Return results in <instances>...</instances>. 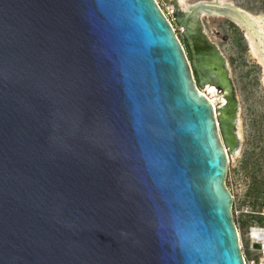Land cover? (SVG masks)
I'll return each instance as SVG.
<instances>
[{
  "label": "water",
  "instance_id": "obj_1",
  "mask_svg": "<svg viewBox=\"0 0 264 264\" xmlns=\"http://www.w3.org/2000/svg\"><path fill=\"white\" fill-rule=\"evenodd\" d=\"M172 4L181 40L156 0H0V264H245L238 102L202 18L250 22Z\"/></svg>",
  "mask_w": 264,
  "mask_h": 264
},
{
  "label": "rangeland",
  "instance_id": "obj_2",
  "mask_svg": "<svg viewBox=\"0 0 264 264\" xmlns=\"http://www.w3.org/2000/svg\"><path fill=\"white\" fill-rule=\"evenodd\" d=\"M181 40V29L174 20L177 9L172 0H156ZM201 0H185L192 5ZM211 1V0H207ZM253 16L264 25V0H224ZM205 34L223 53L238 105L241 106L238 155L228 154L225 184L232 195V217L238 232L245 264L260 261L257 250L250 248L246 233L249 227H264V87L262 68L249 53L245 35L232 21L215 16L202 20ZM262 213V216L261 214Z\"/></svg>",
  "mask_w": 264,
  "mask_h": 264
},
{
  "label": "bare ground",
  "instance_id": "obj_3",
  "mask_svg": "<svg viewBox=\"0 0 264 264\" xmlns=\"http://www.w3.org/2000/svg\"><path fill=\"white\" fill-rule=\"evenodd\" d=\"M169 1L170 0H168V2ZM214 1H216L220 4L229 3V2H225L224 0H214ZM178 4L182 10H185L186 8H188L190 6V5H185V0H178ZM230 4H232V3H230ZM239 10L248 19V21L250 22V25L247 23H241V24L236 23V22H233V23L237 24V26H239V27H242L244 30L245 41L247 42L249 53L252 55V57L256 60V62L262 68L261 81H262V85L264 87V72H263V69H264V25H263L261 17H259V16L255 17V16L249 14L248 12H246L240 8H239ZM205 17H206V15L203 18H205ZM253 28H254V30H253ZM200 91L211 102V104L213 105L214 111H216V108L218 107V105L225 103L224 99H220V102L217 101V99L219 97L216 96V90L213 86H204L203 88L200 89ZM240 114H241V106L238 105L236 133H237V136L239 138V142L241 139L240 117H239ZM238 148L235 150V152H233L232 158H234L235 156L238 155ZM225 151L227 154V160H229V156H228L226 148H225ZM248 231H247V238L248 239H250L253 242L257 241V240H261V237H259L257 235V234H259V232L257 233V231L255 229H251L250 234H248ZM261 234H264V233H261Z\"/></svg>",
  "mask_w": 264,
  "mask_h": 264
},
{
  "label": "built area",
  "instance_id": "obj_4",
  "mask_svg": "<svg viewBox=\"0 0 264 264\" xmlns=\"http://www.w3.org/2000/svg\"><path fill=\"white\" fill-rule=\"evenodd\" d=\"M261 214V216H262V213H260ZM251 229H255L256 231H257V233L259 232V234H257L259 237H261V240H257V241H251L250 239H248L249 241H250V243H251V245H250V248H252V249H255V250H257L258 251V253H259V258H260V261H257V263H254L253 262V264H264V234H261V233H264V227H260V226H258V227H249L248 228V234H250L251 232H250V230ZM246 236H247V233H246Z\"/></svg>",
  "mask_w": 264,
  "mask_h": 264
},
{
  "label": "flooded vegetation",
  "instance_id": "obj_5",
  "mask_svg": "<svg viewBox=\"0 0 264 264\" xmlns=\"http://www.w3.org/2000/svg\"><path fill=\"white\" fill-rule=\"evenodd\" d=\"M202 20H203V18H202ZM202 24H203V22H202ZM203 32H204V30H203ZM206 36H207V35H206ZM207 37H208V36H207ZM208 38H209V37H208ZM209 40H210L211 43L215 44L210 38H209ZM215 45H216V44H215ZM216 46H217V45H216ZM209 48H211V47H210V44L207 43V42H205V43H204V49L207 50V49H209ZM218 49H219V48H218ZM208 51H209V50H208ZM219 51H220V50H219ZM220 52H221V51H220ZM221 53H222V52H221ZM222 54H223V53H222ZM223 56H224V55H223ZM224 58H225V57H224ZM225 61H226V59H225ZM196 84H197V83H196ZM206 86H207V85H206ZM238 146H239V144H238ZM238 146H237V148H238ZM237 148H236V149H237ZM234 152H235V151H234ZM230 155H232V154H230Z\"/></svg>",
  "mask_w": 264,
  "mask_h": 264
}]
</instances>
